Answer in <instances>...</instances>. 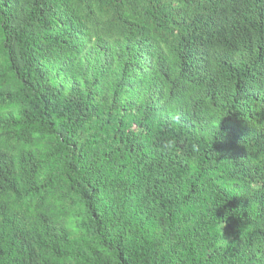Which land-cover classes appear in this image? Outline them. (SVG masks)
Segmentation results:
<instances>
[{"label": "trees", "instance_id": "1", "mask_svg": "<svg viewBox=\"0 0 264 264\" xmlns=\"http://www.w3.org/2000/svg\"><path fill=\"white\" fill-rule=\"evenodd\" d=\"M0 264H264V0H0Z\"/></svg>", "mask_w": 264, "mask_h": 264}, {"label": "clouds", "instance_id": "2", "mask_svg": "<svg viewBox=\"0 0 264 264\" xmlns=\"http://www.w3.org/2000/svg\"><path fill=\"white\" fill-rule=\"evenodd\" d=\"M163 147H164L165 150H170L173 147L172 142L171 141L167 142ZM223 227H224V224L220 226V233H219L220 239L218 241V245L221 248H226V247L229 246V243L224 238H222L221 230H222Z\"/></svg>", "mask_w": 264, "mask_h": 264}]
</instances>
